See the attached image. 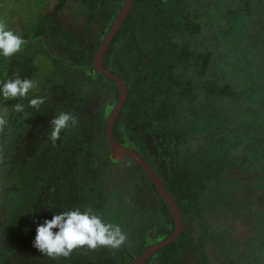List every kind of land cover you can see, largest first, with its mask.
<instances>
[{"label":"rangeland","instance_id":"rangeland-1","mask_svg":"<svg viewBox=\"0 0 264 264\" xmlns=\"http://www.w3.org/2000/svg\"><path fill=\"white\" fill-rule=\"evenodd\" d=\"M187 2L200 30L189 35L181 29L174 38L199 55L208 53L207 66L200 74L202 61L188 56L176 62L173 71L177 76L192 77L195 83H205V89L199 90L198 100L179 102L178 121L156 119L162 95L147 106L135 137L136 151L147 156L161 178L168 180L185 151L198 149L209 131L227 127L233 136H242L244 145L232 150L240 159L225 175L227 192L223 194V205H219L222 214L218 217L210 213L212 224L219 225V229L228 227L233 234L225 233L223 243L213 244L210 249L235 260L228 264H264V0ZM59 3L63 5L57 11ZM113 4L117 2L97 3L95 13L90 15L88 0H0V16L7 17L17 31L31 38L35 26L49 15L61 28L58 36L49 39L53 50L73 64L92 68L99 24ZM230 25L233 34L226 31ZM25 48L0 67L3 78L19 69L22 78L35 79L40 94L49 98L41 112L28 109L30 116H20L22 125L8 131L11 159L7 171L0 174L5 183L0 189V222L10 207L11 194L20 188L21 178L37 186L39 198L19 228L6 230L0 224V249L6 247L8 256L6 260L0 258V264H57L33 246L37 225L64 207L89 205L106 220L122 226L128 235L123 252L134 256L142 234L153 233L160 200L152 186L141 181L132 158L103 142L91 145L105 135L96 117L107 105L110 86L96 77L97 86L81 88L69 74L72 65L61 73L60 64L46 49L31 43ZM250 68L258 73L253 75ZM213 80L220 86L230 84L242 94L237 99L210 94L206 84ZM250 92L251 96L246 97L245 93ZM78 103V123L63 135L60 144L53 146L47 139L51 120L57 111L72 112ZM75 171L81 172L80 181ZM191 229L197 231L193 226ZM114 261L113 250L100 248L95 252L78 250L58 264ZM123 264L130 263L125 260ZM180 264L194 262L185 258Z\"/></svg>","mask_w":264,"mask_h":264},{"label":"trees","instance_id":"trees-1","mask_svg":"<svg viewBox=\"0 0 264 264\" xmlns=\"http://www.w3.org/2000/svg\"><path fill=\"white\" fill-rule=\"evenodd\" d=\"M106 1L117 2V4L109 8L107 15L99 24L98 47L126 0H88L91 8L90 15L95 13L97 3ZM62 5L59 3L57 11ZM193 20L190 3L188 4L187 0H135L103 57L104 67L117 74L128 88L126 101L115 121L113 130L114 137L120 144L138 150L135 137L139 132L144 110L156 102L159 96L162 95L163 100L160 110L155 115L156 119L178 121L177 105L179 102L198 100L199 90L205 89V83H195L192 77L177 76L173 71L176 62H181L189 56L202 61L199 73H205L208 53L199 55L197 51H190L186 43L180 44L174 38L181 29L189 35L198 32L200 26ZM233 21L236 23L235 19ZM232 26L228 27L227 33L233 34ZM60 31V26L55 24L49 15H45L35 26L34 35L31 38L26 33L22 36L28 44H36L53 55L60 64L58 71L61 73L69 65H74L72 71L69 70V74L74 75V80L81 88L85 85L97 86L96 77L110 86L107 105L99 109L96 117L98 126L105 133L109 114L120 97L119 86L110 77L97 73L95 66L91 68L85 64H73L56 53L49 45V39L58 36ZM25 50L26 48L23 49ZM6 61L5 58L0 57V67L4 66ZM250 69L254 72L253 75L258 73ZM67 77L64 75L65 79ZM0 78H3L1 70ZM206 89L210 94L221 98L237 99L242 94L230 84L220 86L214 80L207 81ZM247 91H249V84ZM251 94L252 92L245 93V96L250 97ZM72 112L78 117L81 112L79 103L75 105ZM21 115L11 116L10 128L22 125ZM69 129L61 133L58 144L61 143L63 135ZM99 133L97 132V136ZM101 142L112 149L105 135L103 138L94 140L91 145L96 146ZM243 145L242 136H233L227 127L209 131L205 142L198 149L185 151L183 160L168 180L161 178L153 163L145 156L176 200L183 217L184 228L174 241L156 250L144 264H180L185 258H191L194 264H228L235 261L228 260L226 254H218L217 249H210L213 244L218 246L221 242L223 243L225 233L229 236L233 234L232 229L229 230L228 227L219 229V225L212 224L210 213H217L218 217L222 214L219 205H223V194L227 192L225 191L227 187L225 175L231 167H235L240 159L239 155L232 154V150ZM132 161L135 164V170L142 175L141 181L150 184L159 197L158 216H154L153 233L142 234L139 238L136 250L133 252L134 256L123 252L122 246L118 250H113L115 259L113 264H123L125 260L134 264L135 259L147 249L171 236L175 228L172 212L159 190L142 167L135 160ZM75 173L80 181L81 172L75 171ZM262 186L258 187L262 188ZM38 195L37 186L30 185L26 177L21 178L20 188L17 193L11 194L10 207L1 219L2 227H6V230L19 228L26 220L29 211L33 210L39 198ZM191 226L197 231L192 230ZM232 240L236 243L234 237Z\"/></svg>","mask_w":264,"mask_h":264},{"label":"clouds","instance_id":"clouds-1","mask_svg":"<svg viewBox=\"0 0 264 264\" xmlns=\"http://www.w3.org/2000/svg\"><path fill=\"white\" fill-rule=\"evenodd\" d=\"M27 44L28 41L16 27L10 24L9 19L0 16V57L10 60L16 57ZM48 98L47 95L40 94L37 81L26 76L22 78L19 69L11 74L6 73L4 78H0V174L7 171L11 159L8 139L11 116L25 114L26 118L30 116L28 109L41 112ZM9 100L17 102L9 105L6 103ZM77 123L78 117L72 112L57 111L50 122L47 139L55 146L61 138V133ZM142 156L145 158L144 155ZM4 187L5 183L3 179H0V189ZM126 242H128V235L122 226L106 220L103 214L89 205L64 207L63 211L54 214L51 219H45L43 223H39L33 246L58 264L61 259L71 257L78 250L86 252H95L100 248L118 250ZM0 258L8 259L6 247L0 249Z\"/></svg>","mask_w":264,"mask_h":264},{"label":"water","instance_id":"water-1","mask_svg":"<svg viewBox=\"0 0 264 264\" xmlns=\"http://www.w3.org/2000/svg\"><path fill=\"white\" fill-rule=\"evenodd\" d=\"M134 2L135 0H126L125 3L123 4V7L121 11L119 12L118 16L116 17L113 25L111 26V28L109 29L105 37L103 38L100 46L98 47L96 51L95 58H94V66H95L97 73H100L101 75H106L110 77L111 79H113L117 83L120 89L119 100L114 106V108L111 110L108 120H107L106 128H105V136H106L108 145L112 149H114L116 152L132 158L142 167V169L147 173L151 181L154 183V185L157 187L160 194L166 201L167 205L169 206L172 212V215L175 221L174 232L172 233L171 236L157 242L152 247L147 249L144 253H142L135 260V264H144L145 261L148 259V257H150L156 250L174 241L180 235L181 231L183 230L184 224H183V217H182V214H181V211L179 209L177 202L174 200L173 195L169 192L166 185L163 183V181L158 176L156 171L150 166V164L146 161V159L140 153H138L136 150L132 148H129V147H126L120 144L115 139L114 134H113L114 124L126 101L128 88L125 82L117 74H115L113 71L104 67L103 57L110 43L115 37L116 33L122 26Z\"/></svg>","mask_w":264,"mask_h":264},{"label":"flooded vegetation","instance_id":"flooded-vegetation-1","mask_svg":"<svg viewBox=\"0 0 264 264\" xmlns=\"http://www.w3.org/2000/svg\"><path fill=\"white\" fill-rule=\"evenodd\" d=\"M75 64V63H74ZM72 66H74V65H72ZM146 262V261H145ZM135 264V263H134Z\"/></svg>","mask_w":264,"mask_h":264}]
</instances>
